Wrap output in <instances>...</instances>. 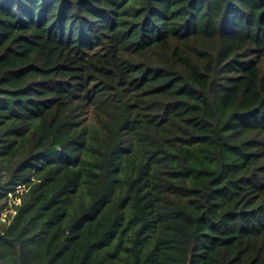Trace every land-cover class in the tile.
Wrapping results in <instances>:
<instances>
[{
	"label": "trees",
	"instance_id": "trees-1",
	"mask_svg": "<svg viewBox=\"0 0 264 264\" xmlns=\"http://www.w3.org/2000/svg\"><path fill=\"white\" fill-rule=\"evenodd\" d=\"M5 211L0 264H264V0H0Z\"/></svg>",
	"mask_w": 264,
	"mask_h": 264
},
{
	"label": "rangeland",
	"instance_id": "rangeland-1",
	"mask_svg": "<svg viewBox=\"0 0 264 264\" xmlns=\"http://www.w3.org/2000/svg\"><path fill=\"white\" fill-rule=\"evenodd\" d=\"M24 187H19L16 191L15 194H11L9 196V203L13 202V204H18L20 203V199L18 198V196H20L23 192ZM12 205V204H11ZM7 211L3 212L2 214H0V221H5L6 216H7Z\"/></svg>",
	"mask_w": 264,
	"mask_h": 264
}]
</instances>
